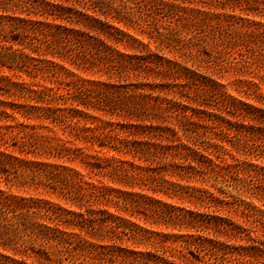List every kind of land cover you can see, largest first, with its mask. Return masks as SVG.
I'll return each instance as SVG.
<instances>
[{"label": "trees", "instance_id": "16d2710c", "mask_svg": "<svg viewBox=\"0 0 264 264\" xmlns=\"http://www.w3.org/2000/svg\"><path fill=\"white\" fill-rule=\"evenodd\" d=\"M150 41L235 76L237 95L215 81L204 88L219 94L229 116L264 121V0H0V184L40 189L64 202L0 187V264H29L32 256L36 264H63L52 260L51 248L96 254L102 261L120 258L117 233L150 244L145 235L152 232L120 212L139 220L142 214L144 223L171 230L159 235L160 243L173 239L176 245L169 248L179 255L187 251L199 262L192 264H253L250 257L264 264V249H234L217 237L251 240L252 227L264 230V130L251 133L223 117L186 116L187 138L194 145L202 140L197 148L204 151L187 155V145L146 124L151 121L142 103L117 99L118 91L109 98L96 81L68 85L56 71L71 73L65 63L78 68L72 58L78 50L96 54L118 73L134 59L157 65L160 59H150ZM176 72L195 75L187 67ZM95 102L140 122L100 127L84 111ZM224 135L234 138L230 149L222 144ZM98 150L111 155L100 157ZM181 159L186 165H178ZM219 208L240 221L210 215ZM135 254L142 259L135 264H174L168 257L151 260L150 252Z\"/></svg>", "mask_w": 264, "mask_h": 264}, {"label": "rangeland", "instance_id": "374dc122", "mask_svg": "<svg viewBox=\"0 0 264 264\" xmlns=\"http://www.w3.org/2000/svg\"><path fill=\"white\" fill-rule=\"evenodd\" d=\"M256 20H259V18L256 17ZM143 41L146 43L147 38H144ZM149 48L151 50L150 59H160V61L157 62V65L142 60H139L138 62L137 59H134L132 61V66L128 65V68L124 69L121 73H118V71L111 67L108 62L101 61V59L98 58L96 54L85 55L82 50H78L72 53L73 60L79 65L78 68L65 63L64 67L68 72L71 73H66V71H63L62 69H56V71L58 72L59 77L62 78V80H64V82H66L68 85L77 83L81 79L96 81L99 83V87L103 88L106 94H108L107 97L109 98H114L110 92L118 91L122 94V96L117 95V99H121L125 96L131 103H134V105H137V101L142 103L145 107H141V111H143L144 115H147L151 121L146 122V124L152 123L154 126H159L163 131L161 132L163 137H169L170 139H174L175 143H183L187 145L189 147L188 150L185 151V154L187 155L189 152H193V150L196 149L198 154L204 153V151L201 150V148H197L201 147L202 140L195 141L196 145H194L193 139L187 138L188 135L184 131V128L188 127L186 126L188 124L186 116H193L196 118V115H202L204 118L208 117L207 119L223 117L231 121V123L234 125L239 126L240 124H244V126H246L251 131V133L252 131L260 133L262 130H264V121H262V119L258 121H245V119H241L238 116H229L220 106L219 94L217 92L214 93V91H206V88H204L205 85H210L209 83L211 81H215L219 84H222L226 88L227 92L231 95H237L233 90L235 88V76H232L230 73H224L222 76L211 68H208L204 65L200 66L197 61H186L173 49L157 46L153 41H150ZM120 50L124 51L121 47ZM137 54L140 55V53ZM145 56L147 57L148 55L144 53V57ZM182 67H187L193 70L195 75L191 76L190 78L180 77L176 71ZM252 77L250 78L252 80L258 79L256 76ZM203 81L205 84H202ZM46 83L51 85L48 80H46ZM57 85L63 89H66V86L64 85ZM88 86H91V88L98 87V85ZM150 89H153L154 91L151 92ZM91 105L88 108H85L84 111L86 115L89 116V121H92L100 127H108L109 124H122L127 126L131 124L138 125L140 122L130 119L122 110L107 107L102 102H95V104ZM256 105L262 106L258 103H256ZM206 121L209 122V120ZM210 129L211 128H205V130L208 131H206L207 134L209 135L212 134L210 133L212 131ZM140 138L141 136L139 135L136 139L139 140ZM221 138L224 141L222 144L230 149L231 143L234 142V138L226 135L222 136ZM145 140L149 142L154 141L157 143L161 141L152 137H147ZM169 143L170 140H163L162 142V144ZM84 150L89 154H95L89 148H84ZM98 155L100 157H109L111 154H108L106 150H100ZM27 156L32 158V155L30 154ZM188 157L189 156H186L184 158L187 159ZM123 158L127 159L129 156H124ZM181 164L186 165V161L184 162V160L181 159L178 161V165ZM147 166L152 170L153 168H156V163H148ZM97 179L98 176H93V180L96 181ZM0 187L4 190H9L14 194H18L26 198H40L52 203H57L60 205L64 204V202L56 197L55 194L46 193L40 189L38 191L22 188L21 190L14 188L9 189L2 183L0 184ZM133 191L141 192V190L138 188H135ZM148 193L149 195L151 194L150 191H148ZM158 197L167 202L180 204L177 202V200H170L164 196ZM254 203L257 206H260V202L257 200H254ZM186 206L195 209L192 205ZM111 211H113V208ZM212 211L213 212H210V215L218 216L228 221L237 222V220L240 219L233 211L220 208L218 211L214 209H212ZM120 213L125 218L152 232L148 235H145L147 236V239L149 238L150 244H147V241L144 240L143 242L146 243V246L142 244L139 245L129 234L124 235L117 233L115 234V237L117 238L116 242L119 244L122 250L120 252L117 251L116 254L122 255L120 258L116 257V259L110 258L106 261H102L98 256H96V254L81 251H71L70 253H65L56 251L52 248L47 249L49 252L48 254H50L52 260L54 259L55 261L60 259L61 263L63 264H135L136 261L142 260L139 259V257L135 254V252L139 251L150 252L153 254L151 260L155 261L163 259V257H168V259L172 260L174 264H192V261L199 263L196 258L187 251H185V254L179 255L175 251L171 250L169 247H174L176 245L175 242H173V239H169L168 241L165 240L164 243H160V240H163V238L159 235L170 234L172 233L171 230L156 224L144 223L142 219L145 218V216L142 214H138L140 216L139 220L135 217H130L123 212ZM147 214L150 216V213ZM147 220L152 221L150 217H147ZM239 221L240 220H238V222ZM252 230L253 232L251 233V240H238L232 236L228 237L227 235L223 234H218L217 237L221 241L229 244V246L233 247L234 249H236V246L238 245L248 246L253 244L258 248L264 249V230L258 226L252 227ZM174 233L176 232L174 231ZM173 253H175V255H173L175 257H171ZM249 259L253 264H259V260L256 259V257H250ZM26 262L29 264H36L35 258L33 256L27 258Z\"/></svg>", "mask_w": 264, "mask_h": 264}]
</instances>
